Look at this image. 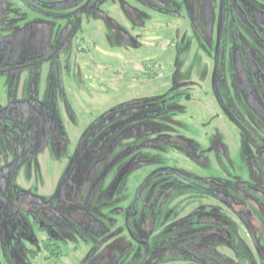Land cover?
I'll use <instances>...</instances> for the list:
<instances>
[{"label":"flooded vegetation","instance_id":"flooded-vegetation-1","mask_svg":"<svg viewBox=\"0 0 264 264\" xmlns=\"http://www.w3.org/2000/svg\"><path fill=\"white\" fill-rule=\"evenodd\" d=\"M68 1L0 0V35L4 7L20 2L32 7L16 8V26L60 31L42 83L64 70ZM117 1L73 13L109 16ZM123 1L142 45L111 66L94 59L112 69L109 95L0 100V264H264V0ZM20 104L33 107L18 110L29 131L7 123Z\"/></svg>","mask_w":264,"mask_h":264},{"label":"rangeland","instance_id":"rangeland-1","mask_svg":"<svg viewBox=\"0 0 264 264\" xmlns=\"http://www.w3.org/2000/svg\"><path fill=\"white\" fill-rule=\"evenodd\" d=\"M117 2L118 5H113L115 7L114 9L112 8L114 14L112 13V15L108 16V11L105 12L108 5L103 6L102 8L104 10H102L90 4L83 14L78 15L73 13V10L80 5V0L68 1L67 6L70 9L69 19L66 22L68 51L63 54L66 67L64 65V70L62 72L60 65L52 66L56 71L53 72L54 75L51 73V77L53 76L55 78H52V80H45L44 83H42L40 79V77H42V71L44 68L50 67L49 63L51 60L48 59L55 56V54L44 53V51L48 50L49 47L55 43L54 41L57 35L60 34V31H56L52 24L41 21H32L24 23L21 26H16V8L17 10L31 8V2H20L17 7L16 5L4 7L5 13L3 10L1 22V24L3 22L4 24L1 26L3 31H1L0 35V62L5 59V57H2V53L6 54L5 52L8 50L10 51H8L9 54L7 58L9 63L12 59H16V56L21 54H31L34 59L31 60L30 65H27L28 63L16 65V69H14L13 65H9V63L6 65H1L3 63L0 64V100L7 102L16 99L30 101L37 100L40 95H48L51 93H57L59 95L64 94L66 96H73V94L76 93L84 99H92L93 95L98 92L100 94L109 95V75L112 69H105L103 65L97 66L98 62H95L96 66H94V59L99 60L102 64L104 63L105 65L111 66V60L115 55L117 57L122 56L123 52L135 51L142 45V38L139 36L141 34L137 35L132 33L129 29L130 25L138 24L141 26V23H134L130 21L128 17L126 18V14L128 13L126 3L123 0H118ZM117 12H119V14ZM120 13L124 15V19H121L122 16ZM20 17H22V14H19L18 18ZM81 21L84 22L85 26H80ZM203 21L202 18L197 17V25L198 27L201 26L198 30L202 33L201 38H198L199 45H202L201 40L206 42L209 41V25ZM21 22H26V20L22 19ZM202 25H204V27ZM89 30H92V32ZM75 35L84 36L83 41H80L78 37L77 40L79 41L77 42L80 47L78 51L86 47V55H82L75 50L74 45L77 43L75 42ZM94 40L98 41L96 48H94ZM6 45H11L13 47H10V49L4 48ZM2 48H4V50ZM134 61L136 64H133ZM186 61L190 62L188 59ZM137 62V59H132V66L134 65L131 73L132 77H134L133 73L135 71H138V73L141 72V67ZM7 65H9L8 67L10 68H4L7 67ZM123 65L126 66L124 63ZM194 65L198 68L199 61ZM119 71L121 77L118 79V82L124 83V78H127L130 73L128 72L127 74V70L124 69L122 65L119 67ZM23 73L26 74L27 81L25 76L22 84L20 77H22ZM51 81L54 84L51 85ZM52 88L57 92H54V90L52 91ZM132 92L135 93L139 91L136 87H133ZM108 95H105V97L102 95V97L109 98ZM32 108L31 106L20 104L19 107L15 108L16 111L13 110L7 113V123H18L24 130L29 131L27 119L21 118L20 116L22 115L18 113V110L24 111L31 110ZM26 115L27 113L25 116ZM10 126L11 125L8 124L2 127V133L6 137H9L12 132ZM10 146L11 147L6 146L8 155L4 157L3 163L6 162L7 159L12 158V152L16 154V144L12 142ZM0 182L2 183L3 181L1 180Z\"/></svg>","mask_w":264,"mask_h":264}]
</instances>
